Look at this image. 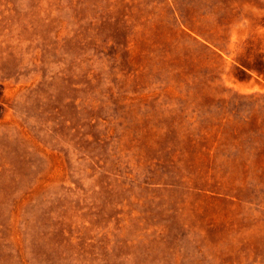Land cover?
<instances>
[{"label": "rangeland", "instance_id": "obj_1", "mask_svg": "<svg viewBox=\"0 0 264 264\" xmlns=\"http://www.w3.org/2000/svg\"><path fill=\"white\" fill-rule=\"evenodd\" d=\"M0 264H264V0H0Z\"/></svg>", "mask_w": 264, "mask_h": 264}]
</instances>
